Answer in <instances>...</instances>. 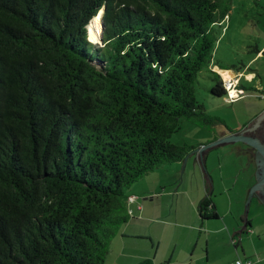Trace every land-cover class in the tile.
I'll return each mask as SVG.
<instances>
[{
  "label": "trees",
  "instance_id": "obj_1",
  "mask_svg": "<svg viewBox=\"0 0 264 264\" xmlns=\"http://www.w3.org/2000/svg\"><path fill=\"white\" fill-rule=\"evenodd\" d=\"M232 1L0 0V264H106L127 191L198 154L170 141L183 120L216 121L196 82L227 96L212 61ZM198 211L219 218L211 193Z\"/></svg>",
  "mask_w": 264,
  "mask_h": 264
},
{
  "label": "rangeland",
  "instance_id": "obj_2",
  "mask_svg": "<svg viewBox=\"0 0 264 264\" xmlns=\"http://www.w3.org/2000/svg\"><path fill=\"white\" fill-rule=\"evenodd\" d=\"M230 9L228 18L216 27L219 40L214 51L212 65L244 71L246 74L254 73V79H242L240 87L244 88V94L238 100L229 102L226 95L219 97L212 94L211 89L215 85L213 75L209 72H202L196 82V98L204 106L205 112L216 121L204 127L183 120L180 131L170 140L174 145L190 146L198 151L202 150L219 142L224 133L237 132L251 127L264 113V55L257 56V50L264 46V0H233ZM100 26L102 28L101 22ZM220 72L226 71L220 70ZM241 150H245V147L237 142L210 150L205 159L206 171L208 170L211 176L210 181L212 180L214 184L212 199H216L219 207L226 210L228 200H230L229 195L233 198L240 192L243 194L244 201L242 213L245 214L246 200L244 197L247 195V186L250 183L247 168L251 158ZM196 158L195 152H191L186 157L187 160H196ZM183 162L166 164L154 170L136 182L127 193L136 194L139 204H147L154 208L156 218L170 222H211V224L218 225L220 222L218 219L201 221L197 208L194 211L183 195L175 196V190L181 186L184 192L193 189V181L184 177L185 172L179 173L177 177L174 176L176 170L182 172ZM191 164L192 161H189L186 169L188 173H190ZM241 166L242 171H240ZM251 170L254 172V163H252ZM220 173L224 176L227 187H230L229 193L224 195L219 194L223 187L218 184ZM252 174L250 172L249 176ZM237 177L238 182H236ZM148 188H151V193L156 191V194L149 196L138 194ZM256 202L259 201H254L253 207H250L248 218H259L264 225V214L261 211L255 212ZM134 208L135 205L132 206V209ZM229 219L232 217L228 216L227 220ZM221 222V224H227L224 219ZM237 222L243 227V220L239 218ZM261 245L264 247V240Z\"/></svg>",
  "mask_w": 264,
  "mask_h": 264
},
{
  "label": "crops",
  "instance_id": "obj_3",
  "mask_svg": "<svg viewBox=\"0 0 264 264\" xmlns=\"http://www.w3.org/2000/svg\"><path fill=\"white\" fill-rule=\"evenodd\" d=\"M263 51L264 46L257 50V56L264 55ZM229 70L234 75L241 74V80H253L255 76L254 73L246 74L240 70ZM249 128H244L237 132L224 133L221 137L229 136L232 133H242ZM238 143L245 147V150L241 151L251 158L247 168V177H249L248 180L250 181L247 186V199L246 196L244 197L247 203L253 189L259 184L256 176L258 169L256 154L261 156L263 160L264 154L258 152L248 143L242 141ZM199 155L197 154L196 160H184L182 172L176 170L174 173V176L177 177L179 173L183 174L185 172L184 177L186 176L187 180L193 181V189L191 191L184 192L181 186L175 190L174 194L175 196L183 195L194 211L197 208L198 215L200 202L210 193L212 194L214 190L211 187V176L208 170L206 171L204 168L208 175L209 183L205 177ZM189 161H192L190 173L186 171ZM204 163L206 166V159ZM252 163H254V172L251 170ZM242 170L241 166L240 171ZM250 172L253 173L252 176H249ZM224 179V176L220 173L218 184L223 185L219 191L221 195L230 191V187H227L228 184H226ZM238 180L237 177L236 182ZM208 188L211 192L208 191ZM150 191L151 188L143 189L138 194L143 196L156 194V191L152 193ZM129 196H134L138 199L136 194ZM137 199L130 207L132 209V206L135 205V208L132 209V221L124 225L125 227L123 226L120 233L114 238L106 264H234L239 259L250 261L251 264L264 263V247L261 245L264 240L263 222L259 218H248V211L250 207H253L254 201H259L255 204V212L261 211L264 214V203L254 192L249 202L245 219V233L241 234L239 232L236 235L234 233L242 228L237 222L239 218L243 220L244 225V214L242 213L244 201L243 194L240 192L235 194L233 198L229 195L230 200H228L226 210L219 207L216 199H212L215 211L219 215V218H217L218 221L220 220L218 225L211 224V222H170L156 218L155 209L147 206V204H139ZM228 216L232 217V219L227 220ZM223 219L227 221L225 222L227 223L226 225L221 224ZM246 221H249V223Z\"/></svg>",
  "mask_w": 264,
  "mask_h": 264
},
{
  "label": "water",
  "instance_id": "obj_4",
  "mask_svg": "<svg viewBox=\"0 0 264 264\" xmlns=\"http://www.w3.org/2000/svg\"><path fill=\"white\" fill-rule=\"evenodd\" d=\"M104 13V10L102 11V15ZM102 15H101V21H102ZM103 29H104V25L102 22V33H101V39H100V43L102 44L103 40ZM258 126H263L264 127V113L262 114V116L259 118L258 121H256L249 129H247L245 132L242 133H232L229 136L223 137L219 140V142L212 144L211 146L204 148L202 150L198 151L199 155V160L201 162L205 177L209 183V179H208V175L205 172L206 166L204 163L206 154L212 150L215 149L217 147H222V146H226L235 142H245L248 143L249 145L253 146L258 152H262L264 154V145L259 142L258 140L251 138L250 136L246 135L247 133H251L253 131H256V127ZM206 152L205 154L203 152ZM187 159H185L186 161ZM256 164H257V180L259 182V184L253 189L252 193L250 194L248 201L246 203V207H245V214H244V225L243 227L234 233V235H236L237 233H245L246 227H245V219H246V215H247V210H248V206H249V202L251 200V197L253 195V192L262 200V202L264 203V160L262 159L261 156H259L258 154H256ZM205 168V169H204ZM213 181L211 180V187H213Z\"/></svg>",
  "mask_w": 264,
  "mask_h": 264
},
{
  "label": "built area",
  "instance_id": "obj_5",
  "mask_svg": "<svg viewBox=\"0 0 264 264\" xmlns=\"http://www.w3.org/2000/svg\"><path fill=\"white\" fill-rule=\"evenodd\" d=\"M216 68L219 69V67L214 66V71H216L222 77L224 86L227 90L228 101L233 102V101L238 100L241 97V95L244 94V89L240 87V81H241L242 75L241 74L234 75L230 70H224V71L231 72V74H232V78L230 80H225L224 76L220 72H218L216 70ZM219 70H221V69H219ZM136 199L137 198L134 196H130L128 198L129 213L131 216H133V210L130 207L133 203H135ZM234 264H251V262L250 261H243V260L239 259Z\"/></svg>",
  "mask_w": 264,
  "mask_h": 264
},
{
  "label": "bare ground",
  "instance_id": "obj_6",
  "mask_svg": "<svg viewBox=\"0 0 264 264\" xmlns=\"http://www.w3.org/2000/svg\"><path fill=\"white\" fill-rule=\"evenodd\" d=\"M101 15L102 12L99 13V15L97 16V18L93 21V23L89 26V36L91 38V41L93 40L94 42H98L99 41V34L102 33V28L100 26V22L102 24L101 21ZM101 36V34H100ZM219 72L220 70L217 69ZM224 78L226 80H230L231 79V72L229 73L228 71L226 72H220Z\"/></svg>",
  "mask_w": 264,
  "mask_h": 264
},
{
  "label": "flooded vegetation",
  "instance_id": "obj_7",
  "mask_svg": "<svg viewBox=\"0 0 264 264\" xmlns=\"http://www.w3.org/2000/svg\"><path fill=\"white\" fill-rule=\"evenodd\" d=\"M246 135L258 140L264 145V127L263 126L256 127V131H253L251 133L246 132Z\"/></svg>",
  "mask_w": 264,
  "mask_h": 264
}]
</instances>
